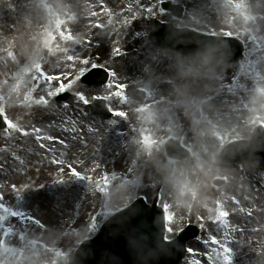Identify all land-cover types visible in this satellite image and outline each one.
<instances>
[{"label": "rangeland", "instance_id": "374dc122", "mask_svg": "<svg viewBox=\"0 0 264 264\" xmlns=\"http://www.w3.org/2000/svg\"><path fill=\"white\" fill-rule=\"evenodd\" d=\"M160 1L163 0H0V111L10 121L9 129L0 133V264H68L79 244L94 237L112 213L139 196L152 204L159 190L161 205L168 206L173 238L186 223H194L204 230L203 239L217 242L218 246L200 249V254L190 256L185 264H208L210 259L213 264H264V195L252 197V202H247L246 195L249 190L254 195L258 183H264V173L255 184L246 174L231 169L226 172V190H218L211 183L224 171L220 162L204 177H200V169L192 174L189 161L178 163L169 174L163 147L164 141L174 137L182 138L191 151L199 149L198 133L205 131L208 118L226 117L247 105L241 96L252 92L250 73L264 59L258 54L264 46L260 40L264 39V0H186L185 17L175 23L207 34L240 37L246 43V55L236 65L225 64L214 56L185 57L154 48L147 39L153 20L161 18L157 10ZM194 2L212 4V15L194 14ZM42 5H46V11L40 9ZM92 8L96 18L90 16ZM160 20L173 22L164 16ZM8 49H12L11 53L4 56L2 52ZM142 50L148 51L149 57H159L144 74L143 85L136 86L135 82L142 75L138 73L140 69L121 82L123 72L119 70L125 67V55L135 58ZM60 61L64 64L56 66ZM190 61H197V68H190L191 75L185 76L181 70L188 69ZM93 66H107L116 73L111 85L133 87H124L119 96L109 84L105 90H87L77 78ZM58 75H65L66 81L68 76L74 78L68 89L75 87V92L70 93H85L89 101L104 97L112 111L126 116L115 123L99 122L103 124L92 129L82 126L64 147L35 139L38 133L45 138H61V130L50 123L78 120L68 109H58L54 119L55 113L46 112V107L53 104L69 106L57 100L61 93L55 96L61 91L57 81L46 79ZM222 76L227 78L225 83L221 82ZM164 86H170L165 93L173 97L172 102L152 109L143 100L145 95H139L144 93L137 90H160ZM70 102L75 104L73 99ZM217 102L222 106L218 107ZM263 106L253 111L252 119L264 116ZM82 107L87 115V107ZM198 107L203 117L193 124L192 116ZM145 124L148 129L144 133ZM141 128L139 137L135 136ZM251 129L252 124L246 127V133L231 136L226 144L248 139ZM23 131L28 138L19 143L15 138ZM209 133L211 128L205 132ZM41 142L44 149L39 147ZM140 142L142 146H136ZM63 152L68 156L66 163L60 160ZM69 164L80 175L90 174L87 182L78 183L67 170ZM247 171L254 173L248 165ZM30 175H41V184ZM188 177L187 185L171 189ZM180 196L183 199L177 204ZM232 198L240 205L236 207ZM233 210L239 213L231 218L227 232L216 234L223 223L219 213ZM246 213L253 217L246 218Z\"/></svg>", "mask_w": 264, "mask_h": 264}, {"label": "bare ground", "instance_id": "6f19581e", "mask_svg": "<svg viewBox=\"0 0 264 264\" xmlns=\"http://www.w3.org/2000/svg\"><path fill=\"white\" fill-rule=\"evenodd\" d=\"M178 1H181V0H178ZM194 6H193V12L194 14L196 15H203V16H211L212 13H213V9L214 8H211L212 7V4H207V3H201V2H194L193 3ZM91 14L90 16H92L93 18H96V11L94 8H92L90 10ZM232 12V10H231ZM232 17V16H231ZM94 25H96V23H94ZM89 28L92 29V27L89 25ZM94 30V29H93ZM148 53V51L146 50H142L135 58L133 57H126V62L124 61V66L125 67H122L121 70H119L122 74L123 72V78H121V82H123L125 79L124 77L126 78H130L131 77V74L137 72L138 73H142L144 74L145 72H148L149 71V67L151 66L152 64V60L151 62H145V64L142 65V63L145 61L146 59V54ZM260 54H264L263 51L259 52ZM174 60H171L170 61V64L174 65ZM191 65L188 67V69H185V70H181V73L183 75H191V71L192 70H189L190 68H192L193 70L197 68V61H190ZM64 64V61H60L56 66L58 65H62ZM166 64V62H165ZM142 65V66H141ZM141 67V68H140ZM258 71H260V73L264 76V68L263 67H259L258 68ZM64 78V76H61ZM264 78V77H263ZM227 81V78L225 76H222V79H221V82L222 83H225ZM170 86H164V88L160 89V91H151L149 92V94L146 96V98H157L155 101L157 102L158 105H161L162 103L167 102L170 100V96L169 94H166L165 92L170 89L169 88ZM71 90H74V88H71ZM151 90V89H150ZM258 97L260 96L259 94L256 95L253 93V95H245L242 97V99L244 100H247L249 101L252 105H259L258 103L262 104L264 102V97H258L257 100L258 102L257 103H254L255 102V97ZM223 102H226V101H223ZM219 103H221V101H219ZM217 102V106L220 107L222 106L221 104H219ZM226 107V106H225ZM233 107H231L232 109ZM230 110V108H229ZM49 113L54 114V116H57L59 115V113L57 112V109L55 106L52 107V109L49 111ZM249 113H240V112H237V113H233V117L231 119H233V122L235 123H241V125L238 126L237 129H240L241 128H245L246 125L244 124L245 122L249 121V117H248ZM212 122H214V119L212 117L208 118L206 120V123L204 124V127L206 128L205 130L208 129L209 127V124H211ZM230 122L231 120L225 118V119H222L221 121H219V123L222 124V127H221V131H220V135L221 137L222 136H225V135H229L231 133H233V131H231L230 129ZM232 122V123H233ZM50 125H55L54 127H58V129H60V136H61V139L65 140V141H70L73 133L75 132L74 135H78L79 133L76 131L78 129H81L82 126H89L91 129L94 127V126H97V124L94 122V121H84L82 119H79V121H76V122H65L63 124H59L57 122H51ZM178 129V128H176ZM158 132H160V130L158 129ZM198 139L199 141L201 142V144L203 145V148H204V152H212L214 149L217 148V143H214L212 141L209 140V138H205V131L203 133H198ZM219 141H220V138H219ZM59 148V147H57ZM101 156V155H100ZM206 159H207V156L205 155L204 157H201V159L198 161V165H195V167H203L206 163ZM60 160L63 161L64 163H66L68 161V156L63 152L62 155L60 156ZM161 174V173H159ZM158 174V175H159ZM30 178L32 180L35 181V183H38V184H41V179H42V176L41 175H30ZM190 181V180H189ZM188 184V181L185 182L184 185H187ZM181 198L180 199L178 198L177 200V204L181 203Z\"/></svg>", "mask_w": 264, "mask_h": 264}, {"label": "water", "instance_id": "95a60500", "mask_svg": "<svg viewBox=\"0 0 264 264\" xmlns=\"http://www.w3.org/2000/svg\"><path fill=\"white\" fill-rule=\"evenodd\" d=\"M152 38L156 44H160L162 46L170 47V48H174V49L179 48L182 50V52L185 53L186 50L189 49V47H185V45H187L186 40H191L192 35L188 31L182 32V31L175 30L170 25H159L157 27V30L153 33ZM183 40L185 42V45L183 44L184 43ZM205 43H207V42L205 41ZM210 43H212V42H208V44L205 46V48H207L208 51L224 52L221 45L210 44ZM187 46H191V44H189ZM225 46L235 48L237 53L232 54V56H231L232 58H230V59L236 60L238 58V56L240 55L239 47L235 44H225ZM190 48H194V46L192 45ZM137 207H140V205H138ZM133 210L134 209H130L128 212L131 213V212H133ZM106 227H131L129 231L134 236L142 237L147 232L150 231V227H159V226H156L151 221H148L145 218L139 216V217L135 218L129 224L123 225V224L116 222L113 225V223L111 222ZM104 237L107 238V230L104 232ZM79 261H80V258H79Z\"/></svg>", "mask_w": 264, "mask_h": 264}, {"label": "snow or ice", "instance_id": "6c2138e0", "mask_svg": "<svg viewBox=\"0 0 264 264\" xmlns=\"http://www.w3.org/2000/svg\"><path fill=\"white\" fill-rule=\"evenodd\" d=\"M115 51H116L117 53H119V52H120V49L117 48V49H115ZM84 63H85L86 65H88V64H89V61L85 60ZM93 67H95V66H93ZM83 76H84V72H82V73L80 74V76L77 78L78 82H80L81 77H83ZM115 76H116V73H115L114 71H111V77L114 78ZM46 79H50V80H52V81H58V82H59V87H60V90H61V91L58 92V93H56L55 96H56L57 94H59V93H63V92H65V91H68V86H67V85H68V81H65L63 77H60V76H54V77H48V78H46ZM68 80H71V77H69ZM108 87H115V88L117 89V93H116L117 96H119L121 92L125 91L124 86L121 85V84H116V85H111V84H109ZM79 99H80L81 103L84 104V105H87V104L89 103V99H88V97H87V95H86L85 93L80 94V95H79ZM92 99H104V98H103V97H98V96H97V97H92ZM113 114H114L115 116H118V117L126 116V113H124V112H118V111H115ZM0 119H2V120L4 121V123H5V126L8 127V124L10 123V121H7L3 116H0ZM54 126H55V125H52V127H54ZM74 133H75V132H74ZM22 135H27V132L25 131L24 133H22ZM34 138H35V139H39V141H45V140H47V141H50V142H52V143H59V144H61L63 147L67 144V142H66L65 140H63V139H61V138H59V137L51 136V135L48 136L47 138H45V137H43V136H40L39 133H38V135H37V136H34ZM39 147H41V149H44V148H45V144L41 142V143L39 144ZM53 163H55V161H53ZM59 167H60V168H64L65 166H64V165H59ZM67 170L70 171V172H71V175L74 176V177H78V176L80 175V171L77 170V168H76L74 165L69 164V165L67 166ZM106 181H107V177H105V182H106ZM163 211H164L165 214H166V215H165V222H166L167 224H170L171 217L167 215V213H168V206H167V205L164 206ZM94 226H95V225H94V223H93L92 227L94 228ZM167 230H168L169 233L173 232L172 227H168ZM188 251H189V255H190V256H191V255H195V250H193V249H189Z\"/></svg>", "mask_w": 264, "mask_h": 264}]
</instances>
